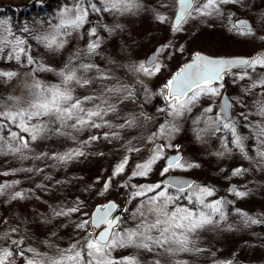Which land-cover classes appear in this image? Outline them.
<instances>
[{
  "label": "rangeland",
  "instance_id": "374dc122",
  "mask_svg": "<svg viewBox=\"0 0 264 264\" xmlns=\"http://www.w3.org/2000/svg\"><path fill=\"white\" fill-rule=\"evenodd\" d=\"M71 2L74 0H47V7L43 8L42 0H0V33L10 30L24 38V46L30 49L29 54L35 61L28 64L23 56L19 61L9 59L11 47L0 51V72L15 73L11 77L0 76V111L27 106V102L33 99V92L38 91L35 85H59V73L68 65L78 77L92 78V83L86 86L65 85L73 87V97L98 95L103 85L118 83L124 88L109 96V103L115 106V111L109 112L104 119L112 125L122 124L124 117L134 116L135 119L131 127L124 128L85 126L78 132H72L75 139L45 133L31 142L30 151L24 158L18 154L0 153V185H10L0 194V241L6 239L3 241L4 248L13 252L9 264H27L29 259L37 264H50L54 260V256L45 262L36 259V254H17L16 245L11 242L14 239L7 238L8 234L21 236L22 231L19 233L18 227L23 225H27V233L33 231L36 238L41 239L45 249L55 253L56 259L79 234L78 241L82 242L90 227L79 229L76 225L89 219L97 203L110 199L120 203L122 218L117 232L121 234L122 230L134 228L141 222L142 217L134 213L140 212L143 218L152 219L153 205L149 198L156 193L148 192L136 198H132V194L144 193L148 186L163 183L168 175L192 177L194 184L186 192L194 199L201 197L198 188L210 189L213 194L203 197L205 203L225 202V218L218 224L207 225L195 232L194 248L199 251L169 253L155 245L149 250L138 247L140 241L137 240L110 249L108 259L119 262L131 258L135 264H264V164H257V151L264 145L256 136L259 130L264 129V114L260 112L259 103L264 102V85L256 83L264 81V67L236 71L225 81L233 102L232 126L244 138V152L233 145L228 130H214L213 121L218 116L223 122L219 101L224 86L212 85L219 89L218 95L199 96L189 105L188 111L175 118L169 114L166 96L161 95V89L164 93L168 91L164 88L166 79L190 60L196 51L213 56L252 57L260 50L258 55L264 54V0H237L221 4L219 14L214 12L186 18L179 31H173L172 25L177 0H138L140 7L131 12L90 11L87 22L78 32L63 37V47L46 48L35 37L49 34L58 22V10ZM93 2L103 9L101 0ZM156 13L166 16L167 20L160 22ZM239 14L251 19L254 24L252 34H240L230 28L228 17L235 23ZM105 25L112 30L106 29ZM93 27L96 28V36H89L88 32ZM97 37L99 47L95 52L86 51V44ZM160 44H170L160 54V71L151 76L137 71V66L145 62ZM78 65L95 67L83 71ZM101 71L112 79H97ZM210 105L213 111L205 112L204 109ZM83 106L91 107L92 104L85 103ZM161 126L165 131L153 137ZM12 130L30 139L20 129L13 126ZM111 131L119 135L105 138L104 133ZM0 135L7 136L8 129L4 128ZM92 136L99 139L90 140ZM160 146H164L163 152L147 173L133 175L141 171L137 165L146 163ZM177 148L182 151V162L194 166L171 169L161 175L166 157ZM73 149L83 152V155L74 156L67 162L51 158L54 153L64 154ZM40 153L46 155L35 158ZM125 159L124 170L114 175L117 165ZM235 167L247 171L233 176ZM107 178L110 180L104 191L103 184ZM230 183H237L239 186L235 190L246 195L237 196L229 189ZM26 190L34 191L38 198L31 193L37 199H25ZM17 191L23 193L22 199L12 198ZM167 191L174 198V203L168 205L169 212L176 205L193 208V203L184 199L183 194L180 200H175L174 188L168 187ZM196 203L198 205V199ZM61 206L65 209L78 207V211L64 216L54 215L53 209ZM237 210L261 222L245 224ZM42 213L49 214L48 218L41 216ZM55 222L61 226L56 227ZM47 224L49 228L59 230L57 234L49 228H42ZM11 228L17 231L10 233ZM63 228L67 232H63ZM67 228L76 230V235ZM69 232L73 235H68ZM28 249L38 252V247ZM84 259L86 264L88 258L85 256Z\"/></svg>",
  "mask_w": 264,
  "mask_h": 264
},
{
  "label": "snow or ice",
  "instance_id": "6c2138e0",
  "mask_svg": "<svg viewBox=\"0 0 264 264\" xmlns=\"http://www.w3.org/2000/svg\"><path fill=\"white\" fill-rule=\"evenodd\" d=\"M237 2V0H179L180 11L176 14L173 21V31H179L180 25L186 20V18H193L195 15H211L212 13H220V5ZM104 5L103 9L98 8L93 0H74L71 3H65L58 10V22L47 35H37L35 37L46 48H59L63 47L65 40L63 37L72 35L74 32H78L84 24L87 22L90 11L95 12H131L140 7L138 0H101ZM156 18L160 22L167 20L166 16L156 13ZM229 26L231 29L238 31L240 34H252V27L245 21L231 22V17H228ZM119 27V25H117ZM105 28L111 31L105 25ZM28 29L26 28L25 31ZM89 36H96V28L93 27L88 32ZM26 40L22 37L16 36L10 30L0 33V51L5 47H11L9 53V59H16L19 61L21 57H25L28 64H33L35 61L29 54L30 49L25 47ZM170 44L161 45L156 49V53L153 54L147 62H142L137 66V71H142L146 75H154L160 71V64L158 61V55L169 47ZM99 47V37L96 40L89 41L85 49L88 52H95ZM233 66H242L244 69L256 68L257 66L264 67V54L257 55L253 58H210L202 56L197 53L193 58V63L186 65L179 73H177L172 79L168 80L164 85L167 89V93H164L161 89V95H165L168 101L169 114L174 118L182 115L189 110L191 105L199 96H215L219 94V89L213 87V84L219 83L223 79V74L226 69ZM78 68L83 71L95 67L94 65H78ZM199 68L198 72H194ZM186 73H193L192 76L185 77ZM15 73L12 72H0V76L11 77ZM61 77V83L50 87H41L35 85L34 87L38 91L33 92V99L27 102V106L20 108H11L9 110L0 111V131L4 128L8 129V135H0V153L18 154L22 158L30 151V144L35 141L39 136L45 133H52L57 135H67L75 139L72 136V132H78L85 126L90 128H100L102 126H108L109 128H124L131 127L135 119L132 117H124L123 123L119 125H112L104 117L109 112L115 111V106L109 103V96L121 91L124 86L117 84L103 85L99 94H93L91 96L73 97L72 91L75 85L86 86L92 83V78L78 77L76 71L65 66V69L59 73ZM246 75V73H245ZM185 77L183 82L181 78ZM100 80L112 79L107 73L100 72L96 77ZM243 78V77H241ZM256 83L264 85V81H258ZM65 85H72L73 87H65ZM255 86V85H254ZM191 93V95H189ZM85 103H91V107H84ZM260 103V112L264 114V102ZM230 102L227 97L222 98L220 105L221 116H218L213 121L215 124V131L228 130L232 135V143L236 148H239L241 152H244L243 137L236 133V129L232 126L231 118L228 115V107ZM164 111V109H160ZM205 112H212L213 107L210 105ZM47 117V119H44ZM35 120L36 123H30ZM13 126L20 129L21 132L27 133L29 138L19 135L17 131H13ZM163 126L157 133H153V137L164 132ZM119 133L111 131L104 133V137L118 136ZM257 139L261 145H264V129L259 130L256 133ZM99 139L98 136L90 137V140ZM164 146H160L154 155L144 164L137 165V168L141 169L140 172H134L133 175H145L150 169L151 165L160 158L163 152ZM138 150V149H136ZM177 155L171 157L166 166L163 168L161 175L167 173L171 169H186L193 167L194 165L182 162V157L179 155V149L177 148ZM46 155L45 153L38 154L35 158H40ZM77 155H83V152L79 150H69L64 154H52L51 158H54L60 162H67L72 157ZM245 155H247L245 153ZM258 166L264 164V147H261L257 151ZM249 159H252L249 157ZM127 163L125 159L123 162L117 165L114 175L119 174L124 170V166ZM39 170V169H38ZM26 171H32V169H26ZM247 169H235L233 175H238ZM18 183V182H17ZM170 185L175 186L176 196L175 200L183 198L193 203V208L189 209L186 206L176 205L170 212L168 211V205L174 203V198L167 191ZM10 185H0V194ZM192 187V182L183 180H169L164 183H157L150 185L146 188L144 193L136 192L132 194V198L146 195L148 192H155L156 195L149 198L152 208V219L143 218V213L137 212L134 215L142 217L141 222L136 224L134 228L128 230H122V234L117 232L119 226V220L117 217L111 216L113 209L117 205L113 202H109L103 208L98 207L93 215L89 219L81 220L76 227L79 229H85L91 227L93 230L101 228L103 230L96 232L90 231L83 237L82 242L77 241V244L69 246L68 249L59 253L58 258L51 260L50 264H85V256L88 258L86 264H135L131 258H126L119 262H114L108 257L110 256V249L114 247H122L127 244L135 243L138 247H144L151 249V246L155 245L165 252L175 253L179 251H190L195 249V237L194 234L198 229H201L207 225L214 223L218 224L225 218V212L223 210V203L221 200L205 203L203 197L211 196L213 193L207 187H200L198 191L201 193V197L194 199L191 195L187 194L186 189ZM108 184L104 186L106 191ZM160 189V191H156ZM237 196H244L246 193L236 191L232 189ZM12 198H23V193L20 191L14 192ZM199 203L197 205L196 200ZM78 211V207H72L65 209L61 206L59 209H53V213L56 216H64L70 213ZM242 217L245 224H257L260 220L254 219L247 213L237 210ZM6 223V221H5ZM16 228H11L10 233H15ZM13 244H16L18 249L22 240H12ZM192 246V247H190ZM28 251H35L28 249ZM18 255L23 256L24 252L18 250ZM13 255V252L8 248H0V264H9V258ZM27 264H37L33 259H29Z\"/></svg>",
  "mask_w": 264,
  "mask_h": 264
},
{
  "label": "water",
  "instance_id": "95a60500",
  "mask_svg": "<svg viewBox=\"0 0 264 264\" xmlns=\"http://www.w3.org/2000/svg\"><path fill=\"white\" fill-rule=\"evenodd\" d=\"M179 11H180V3H179V0H177V10H176V14H177ZM176 14H175V16H176ZM174 19H175V17H174ZM174 19H173V21H174ZM240 21H245V22H247L249 25H251L252 30H253V25H252L251 21H250L248 18H242ZM161 45H163V44L158 45V46L154 49V51H152V52L148 55V57L146 58V61H145V62H147V61L149 60V58H151V57L153 56V54L156 53V49H158ZM197 53L201 54L202 56H206V57H210V58H253V57H255V56L258 55V53H255L252 57L245 56V55H232V56L221 55V56H213V55H210V54L205 53V52L196 51V52L192 55V57H191L190 60H188L187 62H185V63H184L179 69H177V70L171 75V77H169L168 79H166V82H167L168 80L172 79V78H173L177 73H179V72L181 71V69H183L186 65H188V64H190V63H193V58H194V56H195ZM160 54H161V53H160ZM160 54L158 55V60H159ZM243 69H244V68H243L242 66H233V67H231V68H229V69H226L225 72H224V74H223V79H222L219 83H217V84H218L219 86H222V85L225 83V81H226V77H227L228 75H230V74H232V73H234V72H236V71L243 70ZM199 70H200V69L197 68V69L194 70V72H198ZM192 75H193V73H186V74H185V77L192 76ZM185 77H182V78H181V82H183V80L185 79ZM189 94H190V93H189ZM224 97H227V99H228L229 102H230V106L228 107V110H227V111H228V115H229V117L231 118V121H232V120H233V102H232L231 98L229 97V94H228V88H227V87L224 88V91H223V94H222V97H221V100H220V104H219V109H220V105H221V102H222V98H224ZM177 154H178V153L176 152V153H174V154H172V155H169V156L166 158L165 166H166L168 160H169L171 157L176 156ZM179 155L182 157V151H180V150H179ZM235 169H238V167L233 168V170H232V175H233V171H234ZM233 176H236V175H233ZM109 180H110V178H107V179L105 180V182H104V184H103V190H104V186H105V184H106V183L109 184ZM169 180H183V181H190V182H192V185L194 184V179H193L192 177L184 176V175H168V176L163 180V183H164V182H167V181H169ZM238 186H239V185H238L237 183H230V185H229V189H230V190H232L233 188L236 189ZM169 187H172V188L175 189V186H173V185H170ZM186 190H187V189H186ZM104 191H105V190H104ZM109 202H113V203H115V204L117 205V207H116L115 209L112 210V212H111L110 215H111V216H114V217H117L118 220H119V225H120V223H121V218H122V207H121L120 203L117 202V201L114 200V199H110V200H107V201H105V202H103V203H97L96 205H94L93 209H92L91 212H90L89 218L93 215V213L95 212V210H96L98 207L103 208V206L107 205ZM118 227H119V226H118ZM101 230H103V226H101V228H99V229H95V230H93V229L90 227L89 232H90V231H96V232H99V231H101Z\"/></svg>",
  "mask_w": 264,
  "mask_h": 264
},
{
  "label": "trees",
  "instance_id": "16d2710c",
  "mask_svg": "<svg viewBox=\"0 0 264 264\" xmlns=\"http://www.w3.org/2000/svg\"><path fill=\"white\" fill-rule=\"evenodd\" d=\"M45 1H47V0H42V3H41V6L43 5V8H45V7H47V3H45ZM6 10V9H5ZM3 11V10H2ZM7 11V10H6ZM22 12V11H21ZM22 14V13H21ZM262 51H263V49H262ZM258 52H261V50L260 51H258ZM257 52V53H258ZM31 193H34V191H32V190H26V192H25V195H24V197H25V199H28L29 201L31 200V199H33V200H36L38 197L36 196V193H34L35 194V196L37 197H35V196H33V195H31ZM50 215H51V213H50ZM41 216H43L44 218H48V216H49V214L48 215H46V213H42L41 214ZM46 221H43V223H45ZM52 223V222H51ZM50 223V224H51ZM49 224H47V225H45V227L43 226L42 228L44 229H48L49 227ZM55 226L56 227H59V226H61V224L59 223V222H55ZM19 228V233H20V231H22V233H20V234H22L21 236H15V235H12V234H8V238H7V240L9 239H14V240H17V241H19V240H22L23 242L19 245V249H18V247H17V245H16V249L17 250H22L23 252H25V253H27L28 255H31V256H33V255H35V258L36 259H38V260H45V262H48V261H50L49 260V258L50 257H52V256H54V259H55V253H53V251H50V250H48V249H45L46 247H45V245L42 243V241H41V239H37L36 238V236L34 235L35 233L33 232V231H30L29 233H27V230H28V227H27V225H23L22 227H18ZM23 229V230H22ZM49 229H51V226H50V228ZM58 229H60V228H58ZM52 231H54V234H57V231H59V230H55L54 228L53 229H51ZM67 230L68 231H72L75 235H76V230L75 231H73V228L71 229V228H67ZM63 232H67L64 228H63V230H62ZM70 234H72L71 232H69V234L68 235H70ZM73 235V234H72ZM13 236V237H12ZM74 237H77V236H74ZM79 237H80V234H79V236L77 237V238H75V240H73L72 242H71V245H73V244H77V241L79 240ZM3 241H6V239H4V238H2V240L0 241V248H4V245H3ZM39 241V242H38ZM38 242V243H37ZM80 245L79 244H77V247H79ZM27 247L28 248H37L38 247V249H37V251L38 252H33V251H28L27 250ZM44 248V249H43ZM39 250H41L40 252H39ZM45 250V251H44ZM47 250V251H46Z\"/></svg>",
  "mask_w": 264,
  "mask_h": 264
},
{
  "label": "flooded vegetation",
  "instance_id": "af4514ba",
  "mask_svg": "<svg viewBox=\"0 0 264 264\" xmlns=\"http://www.w3.org/2000/svg\"><path fill=\"white\" fill-rule=\"evenodd\" d=\"M177 10V9H176ZM175 14H176V12H175ZM175 17V16H174ZM242 18H248L246 15H242V14H239L238 16H236V18H235V22H237V21H240ZM250 21H251V19L250 18H248ZM251 23H252V21H251ZM173 25V24H172ZM252 25H253V30H254V24L252 23ZM252 30V31H253ZM259 53V52H258ZM173 74V73H172ZM213 85H218V84H213ZM219 86V85H218ZM222 86H224V88H225V83L222 85ZM222 86H219V87H222ZM224 90V89H223ZM223 94V93H222ZM222 97V96H221ZM221 97H220V100H221ZM219 104H220V101H219ZM222 115V114H221ZM179 150H180V148H178ZM181 151V150H180ZM177 151H175V152H173V153H171V154H169V155H172V154H174V153H176ZM168 155V156H169ZM167 156V157H168ZM182 156H183V154H182ZM166 157V158H167ZM239 169H241V168H239ZM188 190V189H187ZM186 190V191H187Z\"/></svg>",
  "mask_w": 264,
  "mask_h": 264
},
{
  "label": "bare ground",
  "instance_id": "6f19581e",
  "mask_svg": "<svg viewBox=\"0 0 264 264\" xmlns=\"http://www.w3.org/2000/svg\"><path fill=\"white\" fill-rule=\"evenodd\" d=\"M189 189V188H188Z\"/></svg>",
  "mask_w": 264,
  "mask_h": 264
}]
</instances>
